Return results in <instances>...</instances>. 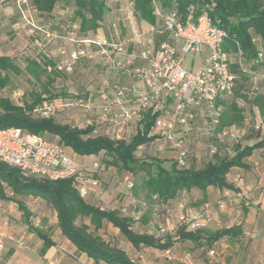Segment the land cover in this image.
Here are the masks:
<instances>
[{"label": "trees", "instance_id": "1", "mask_svg": "<svg viewBox=\"0 0 264 264\" xmlns=\"http://www.w3.org/2000/svg\"><path fill=\"white\" fill-rule=\"evenodd\" d=\"M8 1L10 5L16 8L13 17H20L28 6H31L39 15L52 17L61 0H29L23 3H18V0ZM64 1L66 5L74 6V18L79 20V32L86 36L85 39L91 38L87 37L90 33L97 34L99 32L106 15L111 12V7L106 0ZM131 1H133V9L137 18L151 26L157 43L168 38V32L162 29L161 17L154 12V1H157L165 10L176 5L182 17L187 15L191 4L197 5L198 11L204 5L211 7L213 19L215 21L219 19L221 26L229 33V38L224 44V50L237 59L234 60L231 67L232 71L236 73V82L239 81L242 85L241 89L234 91L233 99L228 98L222 101L224 112L217 132L232 125L240 126L245 117L243 109L238 105L236 99H247V95L241 92L242 87H245L247 83L250 84L254 75L258 74V69L264 66V58L262 60L259 58L260 51H264V0ZM55 24L60 23L55 22ZM11 32L13 35L16 34L14 30ZM254 35L260 37L262 48L259 47ZM239 51L242 53V66L238 60ZM57 64L58 62L48 55L39 54L37 57H27L25 64L22 65L13 53L0 54V91L10 87L14 84L15 78L22 75H27V80L33 85L29 91L24 93L26 98L22 104L14 102L10 96L0 94V128L20 127L29 132L46 135L51 139H57L82 155H98L101 152L108 154L111 159L107 160L106 163L101 162L106 168H108L107 165H115L124 173H133L134 179L138 174H141L140 182L136 183L135 181V193H133L135 197L138 195L139 189L144 193L143 199L163 204L168 208L181 201L179 196L182 191H190L193 188L205 191L209 186H214L221 189L236 190L234 185L228 181L227 175L233 167L247 168L246 159L256 149L264 148V133L254 130L255 133L260 134V139L253 145H242L240 142H235L232 145L233 153L225 152L222 155V150L218 147L217 153L210 155L207 145L205 154L207 160L202 166L196 165L200 162L199 152L189 156L185 165L182 166L172 157H170L169 167L164 165V161L157 156L141 159L138 156L139 146L148 144L153 140V137H148L155 119L151 113H147L142 121L143 131L133 136L130 142H126L112 140L105 136L91 135L92 124H88L84 128H77L76 126L73 127L70 122L59 121L56 119L61 118L57 115L58 110L50 117H43L35 112L38 106L51 103L53 101L51 99L55 97L62 98L67 103L77 98L65 93L63 98V93L56 95L57 93L52 91V86L61 73ZM39 86L41 89L38 88ZM255 93L254 102L263 108L260 101H264V95L258 91ZM106 97L108 96L99 101ZM90 99L92 97L85 100ZM261 112L264 114V108ZM228 148L226 149L229 150ZM7 190L15 195L35 196L45 200L56 211L58 225L63 235L74 243L80 251L86 252L96 263L104 261L107 264H145L124 248L106 240L99 233L104 221L110 222L118 228L136 248L146 246L168 249L176 240L198 241L202 238L201 230L188 231L184 226L176 231L177 237L172 234L158 236L151 231L138 232L133 228L134 217L131 211L124 214L120 208L102 210L101 206L90 203L87 196L80 195L74 187L72 178L51 180L25 175L19 168L0 162V197L14 198L7 195ZM154 196H156L155 200L153 199ZM148 209L145 208L144 210L147 211ZM163 212L162 210L159 211V215ZM25 215L28 219L30 214L25 212ZM142 215L144 216V223H147L148 216L145 212ZM86 219H89L90 223ZM234 230L235 228L224 229L217 236L232 233ZM213 238L210 237L209 239L212 240ZM45 242L47 245L50 243L46 238Z\"/></svg>", "mask_w": 264, "mask_h": 264}, {"label": "built area", "instance_id": "2", "mask_svg": "<svg viewBox=\"0 0 264 264\" xmlns=\"http://www.w3.org/2000/svg\"><path fill=\"white\" fill-rule=\"evenodd\" d=\"M130 4L133 7V1ZM154 12L161 17L162 29L168 32V38L159 43L150 32H141L129 41L109 39L99 32L82 40L96 47L103 63L124 79L110 96L102 101L80 98L67 105L45 103L35 112L50 117L61 106L78 105L85 122L83 127L77 125L78 128L92 124L91 135L126 142L143 131L142 121L147 113H151L155 119L148 133V137H153L150 143L166 145L164 149L174 152L172 158L182 166L193 154L195 135L206 132L216 137V143L208 144L210 155L217 153V143L228 148L229 143L238 139L236 131L228 127L217 132L224 112L222 101L233 96L237 76L231 67L233 57L224 50L229 33L219 19H213L211 7L204 5L198 11L197 5L191 4L187 15L182 17L176 5L165 10L154 1ZM203 48L208 51L205 55ZM191 53L202 56V66L196 71L184 66L186 56ZM82 55H85L82 49L72 52L70 59L58 63L57 68L70 69ZM237 55L242 66L241 51ZM259 58H264V51H260ZM261 77L264 79V74ZM259 89L255 83L253 90ZM254 130L263 132V125L256 123ZM146 145H140L138 150H143ZM70 148L57 139L20 127L0 128V162L19 168L25 175L51 180L72 178L80 195L89 196L91 189L101 186L98 175L109 172V168L98 161L79 166L75 161L76 153L71 155ZM122 183L127 189L128 202L120 210L128 214L131 211L129 205H132L134 219L140 217L135 210L137 207L152 206L158 213L164 211L168 217L178 214L174 232L183 226L188 231H195L211 220L209 213L196 210L183 200L166 208L160 203L138 199L133 194L135 179L131 172L123 174ZM219 206L222 208L223 203ZM101 209L105 207L101 206ZM159 231L161 234L166 232L161 226ZM3 232L0 224V235ZM2 248L0 239V250ZM216 254L215 249L208 250L211 264H220L214 260ZM164 257L173 260L170 251H166Z\"/></svg>", "mask_w": 264, "mask_h": 264}, {"label": "crops", "instance_id": "3", "mask_svg": "<svg viewBox=\"0 0 264 264\" xmlns=\"http://www.w3.org/2000/svg\"><path fill=\"white\" fill-rule=\"evenodd\" d=\"M3 1V2H2ZM6 23L16 29L21 25V17H13V6L8 0H0V24ZM9 33V31H7ZM6 32V35L8 33ZM16 33V32H15ZM18 34V33H16ZM258 45L262 48L261 39L254 35ZM0 42V54L13 53L14 45L10 41ZM3 44V46H2ZM234 60V59H233ZM237 60V59H236ZM264 66L258 69L251 83H258L259 93L264 95ZM251 83L245 87L250 89ZM241 83L236 82L235 90L241 89ZM241 92L246 94L244 87ZM252 93V94H251ZM247 99H236L238 105L243 109L245 120L240 126L232 125L228 128L236 131L242 145H253L260 139V134L255 133L254 125L261 123L264 128V101H260L263 108L254 102L255 92H248ZM264 133V131H263ZM196 149H201L200 142L194 143ZM230 151L231 149L228 148ZM168 151V150H164ZM162 151V152H164ZM169 152V151H168ZM233 153V150L231 151ZM247 168L233 167L227 175L228 181L234 185L236 190L217 188L209 186L205 191L193 188L190 191H182L180 196L186 198L188 205L196 210L205 211L211 215V220L201 230L202 238L198 241L179 240L168 249L141 246L134 247L120 230L110 222L104 221L99 233L108 241L116 244L131 255L137 257L145 264H211L208 256L209 249L216 250L215 261L220 264H264V148H259L246 159ZM102 174V173H101ZM14 198H1L2 211H0V224L3 226V235L0 239L3 248L0 250V264H107L104 261L96 263L94 259L82 252L78 247L66 238L58 225L56 211L40 197L15 195ZM116 197V196H115ZM108 191L100 187L91 189L87 196L90 203L106 206L107 209H119L121 197L116 199ZM39 201V202H38ZM43 202L53 212L49 224H45L47 217L42 215V226L36 228L31 225L20 223L22 219L26 222L25 212L35 211L31 208L33 203ZM223 203V207L219 203ZM43 207L42 204H39ZM35 206V204L33 205ZM52 214V213H51ZM177 216L175 213L168 217L164 212L160 218L165 224H160L165 230H174L177 227ZM90 223L89 219L87 220ZM150 227V225H144ZM235 228L234 232L217 236L224 229ZM158 229H151V233L164 236ZM210 237H214L210 240ZM45 238L50 241L46 244ZM210 246L206 249L205 246ZM166 251L173 254V260H167L164 255Z\"/></svg>", "mask_w": 264, "mask_h": 264}, {"label": "rangeland", "instance_id": "4", "mask_svg": "<svg viewBox=\"0 0 264 264\" xmlns=\"http://www.w3.org/2000/svg\"><path fill=\"white\" fill-rule=\"evenodd\" d=\"M13 1L14 0H10V2ZM22 1L27 2L29 0H18V3H23ZM106 1L111 7V12L106 15L103 25L99 29V34H103L109 39L129 41L141 32L154 33L148 23L137 18L132 5L130 4L131 0ZM14 11H16L15 7H13V14ZM73 11L74 6L66 5L64 0H61L57 4V7L54 10V16L52 17L48 15H39L31 6H28L27 10H25L20 16L22 19L21 25L18 24V26H16L17 28L13 29L14 33L16 32L18 34L13 35L11 32L12 25H8L5 22L0 24V42H4L5 39H8V41L14 45L13 54L17 56L18 61L22 65L25 64V59L27 57H37L39 54L48 55L56 62L61 63L62 61L69 60L72 52H77L81 49L84 50L85 55L80 56L78 60L72 64L70 69L65 67L59 70L61 73L57 76L55 83L52 86V91L57 93L56 95L63 93V98L65 93L72 95L73 98L77 97L75 100L80 98L88 99V97H92L94 100H101L103 97L111 95L116 86L124 82V79L116 71L103 63L99 53L96 51V47L81 41L85 39L86 36L80 34L79 20L74 18ZM55 22H59L60 24L57 25ZM7 31H9L10 34L6 35ZM94 35L96 34L90 33L87 37H93ZM62 51H64V54ZM207 52V49L203 48L204 55ZM233 59L236 60L235 57H233ZM184 66L187 69L198 70L202 66V56L199 54L194 55L192 53L187 55ZM27 78V75L15 78L14 84L7 89L0 91V94L10 96L14 102L22 104L23 100L26 98L24 93L33 87L32 83L29 82ZM254 85L255 82L251 84L252 87L250 89L244 87L246 94H248V92H257L253 91ZM38 88L41 89V86ZM258 91H260V89ZM233 98L234 95L230 97V99ZM51 100H53L51 101L52 103L58 105H61V103L68 104L59 97H55ZM57 110L58 117H61L56 118L57 120L70 122L73 127L76 126L77 128L85 125L83 120L84 117L80 116L82 115V112L78 105L68 107L61 106ZM197 142H200V147H203L204 149L203 152H200L202 150L199 149L200 162L196 165L202 166L207 160V157L205 156L207 145L211 142L216 143V137L205 132L203 135L193 137L192 144ZM233 144L234 142L228 144L231 149L229 152H227L228 150L225 146L218 143L217 146L221 148L222 155H224L225 152L230 153L233 150ZM165 146L166 145L164 144L156 142L148 143L143 150H139L138 156L141 159H148L150 156H157L164 161V165L169 167L170 157L174 156V152L171 150H168L169 152L164 151ZM193 148V153L197 154L198 149H196L195 145H193ZM69 152L71 155L76 153L72 148H70ZM110 159L111 157L104 152H101L98 155H82L76 153L75 157V161L79 166L91 165L95 161L106 163V161ZM107 167L109 168V172H103L98 175L101 180V188L108 191L110 195H114V197L116 196V199L121 197L120 201H122L121 205H123L128 202L126 198L127 189L122 183L124 172L115 165H107ZM140 180L141 174H138L135 181L137 183L140 182ZM134 191L135 188L133 189V193H135ZM6 193L7 195H10V190H7ZM136 197L138 199H143L144 193L138 189V195H136ZM179 198L183 201L186 200L184 196H179ZM34 204L35 206H33ZM39 204H42L43 207H40ZM39 204L37 202L33 203L31 208L35 213H31L29 221L26 222L22 219L20 220V223L27 225L32 224V226L40 228V226H42V215L45 214V217H47L45 224H49L50 220L48 219L53 217V212H51L49 207L43 202L40 201ZM104 207L106 208V206ZM129 208L132 211L133 206L129 205ZM135 210L140 213L139 219H134L133 224V228L138 232H149L151 229L160 230L159 223L161 222L160 224H165V221L160 218L159 213L155 211L152 206H150L147 211L139 207ZM144 212L148 216L147 223H144L143 221L144 216L142 213ZM87 220L88 219H86V221ZM148 224L150 227L144 226ZM174 230H166L163 235L172 234L174 237H177ZM205 248L209 249L210 246L206 245Z\"/></svg>", "mask_w": 264, "mask_h": 264}]
</instances>
